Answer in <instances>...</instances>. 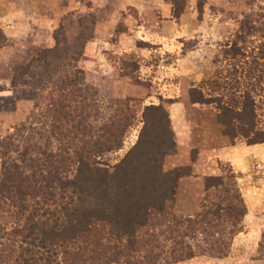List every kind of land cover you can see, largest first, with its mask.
<instances>
[{
	"label": "trees",
	"instance_id": "obj_1",
	"mask_svg": "<svg viewBox=\"0 0 264 264\" xmlns=\"http://www.w3.org/2000/svg\"><path fill=\"white\" fill-rule=\"evenodd\" d=\"M255 16L250 8L236 20L222 47L226 59L242 55L251 38H264V15ZM4 41L0 29V46ZM60 42L56 36L53 47L14 65L11 84L39 88L47 102L28 123L0 133V264H172L226 257L247 213L232 168L205 174L198 210L175 214L178 171L163 168V156L176 150L168 109L146 105L139 118L132 98L98 105L94 94L82 93L83 79L73 66L83 46ZM257 58L264 80V43ZM190 91L192 103L214 104L231 142L264 143L252 89L233 100ZM35 120L44 124L43 133ZM139 122L136 142L122 158L111 166L96 161L120 150Z\"/></svg>",
	"mask_w": 264,
	"mask_h": 264
},
{
	"label": "rangeland",
	"instance_id": "obj_2",
	"mask_svg": "<svg viewBox=\"0 0 264 264\" xmlns=\"http://www.w3.org/2000/svg\"><path fill=\"white\" fill-rule=\"evenodd\" d=\"M250 8L260 18L264 0H0L5 37L0 46V133L13 123H28L47 102L45 91L11 84L14 65L53 47L56 36L61 46L82 45L73 66L83 79L82 93L94 94L98 105L132 98L140 118L142 107L162 103L174 115V126L181 110L199 122L192 129L187 161L184 150L163 156L164 170L178 171L175 214L188 216L198 210L204 183L197 175L219 174L231 167L237 176L247 213L229 254L172 264H264V143L247 145L243 139L231 142L222 137L215 128L214 104L192 103L189 96L194 87L205 95L225 94V100H233L252 89L259 126H264V80L257 58L264 38H251L242 55L226 59L222 52L237 29L236 20ZM35 123L36 131L43 133L44 124ZM140 127L141 122L129 131L120 150L96 156V161L109 166L117 162L136 142ZM230 142L233 147L222 148Z\"/></svg>",
	"mask_w": 264,
	"mask_h": 264
},
{
	"label": "crops",
	"instance_id": "obj_3",
	"mask_svg": "<svg viewBox=\"0 0 264 264\" xmlns=\"http://www.w3.org/2000/svg\"><path fill=\"white\" fill-rule=\"evenodd\" d=\"M191 106H192V104H191ZM169 113H170L172 129L174 131V136H175V141H176V153L180 154L184 150L185 152L183 153V155L185 157V160L187 161V155L190 154L189 150L191 148L189 146V142L192 139V132H193L192 129H193V126H195L194 123H196L197 121L189 119L186 116V114L181 110L178 112L177 123H176V126H174V123H175L174 122V115L171 112H169ZM216 122L217 121H215V123ZM197 123L199 124V122H197ZM215 126H216L215 127L216 129H219V133L222 135V137H225V135L222 132V125H220L217 122ZM181 143H183L184 145H180ZM223 145H224V147H222V148H224V149H227L228 147H233L231 142H230V145L227 147H226V144H223ZM218 148H220V147H218ZM214 151H216V150L214 149ZM219 158H223V157L220 156ZM224 158H226V157L224 156ZM204 175H205V173H202V175H197L196 177L203 179Z\"/></svg>",
	"mask_w": 264,
	"mask_h": 264
}]
</instances>
